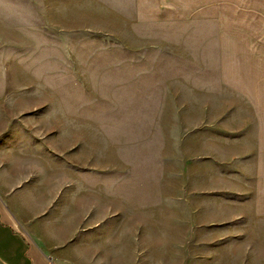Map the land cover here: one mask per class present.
Returning a JSON list of instances; mask_svg holds the SVG:
<instances>
[{"label":"rangeland","instance_id":"obj_1","mask_svg":"<svg viewBox=\"0 0 264 264\" xmlns=\"http://www.w3.org/2000/svg\"><path fill=\"white\" fill-rule=\"evenodd\" d=\"M135 9L0 0V204L36 206L20 219L63 264H222L203 238L235 216L254 154L235 84L216 36Z\"/></svg>","mask_w":264,"mask_h":264},{"label":"crops","instance_id":"obj_2","mask_svg":"<svg viewBox=\"0 0 264 264\" xmlns=\"http://www.w3.org/2000/svg\"><path fill=\"white\" fill-rule=\"evenodd\" d=\"M132 3L139 19L146 18L141 15L144 12H155L154 19L171 20L173 26L187 28L190 35L217 37V50L224 55L221 78L228 81L227 85L235 84L236 114L246 118L241 125L239 119L236 140H250L254 154L252 172H246L242 181L237 180L242 187L243 202L230 206L236 214L226 220L227 226L219 236H204L203 258L219 255L222 264H264V0H132ZM226 68L231 72L234 69V74ZM244 196H250V201ZM23 206L31 213L36 210L33 205ZM23 206L11 205L9 210L0 204L2 228L19 234L26 243L23 255L19 256L14 255L12 244L0 239V264H24L29 260L30 264H47L54 246L24 225L19 214ZM53 228L50 233L59 242L61 228ZM0 235L4 234L0 231ZM51 258L63 264V257L59 259L54 254Z\"/></svg>","mask_w":264,"mask_h":264},{"label":"built area","instance_id":"obj_3","mask_svg":"<svg viewBox=\"0 0 264 264\" xmlns=\"http://www.w3.org/2000/svg\"><path fill=\"white\" fill-rule=\"evenodd\" d=\"M48 264H57V263H55V261L50 257L48 259Z\"/></svg>","mask_w":264,"mask_h":264}]
</instances>
